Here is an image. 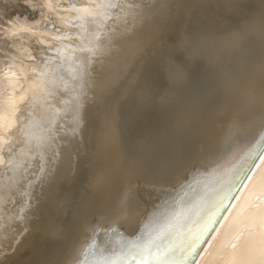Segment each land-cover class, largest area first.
<instances>
[{
  "label": "bare ground",
  "instance_id": "bare-ground-1",
  "mask_svg": "<svg viewBox=\"0 0 264 264\" xmlns=\"http://www.w3.org/2000/svg\"><path fill=\"white\" fill-rule=\"evenodd\" d=\"M40 14L12 25L39 34L2 74L0 264H135L121 254L134 236L173 264L233 258L264 184V0H45Z\"/></svg>",
  "mask_w": 264,
  "mask_h": 264
},
{
  "label": "snow or ice",
  "instance_id": "snow-or-ice-1",
  "mask_svg": "<svg viewBox=\"0 0 264 264\" xmlns=\"http://www.w3.org/2000/svg\"><path fill=\"white\" fill-rule=\"evenodd\" d=\"M260 158L264 160V156ZM249 208L251 209L248 216L250 227L247 232L233 234L228 243L224 245V252L227 253V257L233 258H224L216 261L215 264H264V184L261 185L260 189L259 205L249 204ZM231 211L235 213L236 207L234 206ZM228 219V217L225 218V223ZM196 239L198 240L199 237ZM192 247H195V243ZM168 252L169 249L162 247L155 241L141 242L136 236L121 242L122 255L139 257L135 264H150V261H155L156 264H173L172 261L165 259ZM238 254H243L249 258H234ZM104 264H119V262L105 261ZM200 264H205V262L201 261Z\"/></svg>",
  "mask_w": 264,
  "mask_h": 264
},
{
  "label": "rangeland",
  "instance_id": "rangeland-1",
  "mask_svg": "<svg viewBox=\"0 0 264 264\" xmlns=\"http://www.w3.org/2000/svg\"><path fill=\"white\" fill-rule=\"evenodd\" d=\"M44 1L45 0H0V94L3 92L2 74L5 69L9 67L12 60H17L16 62H18L17 58H20L22 55L25 56L24 52L20 53L14 49V46H31L36 42L35 38L39 34L37 30H30L28 34L21 31L17 36H14L9 33L13 27L12 25L18 21H25L27 23L36 22L41 16L40 10L43 7ZM45 16L47 18L44 19L46 21L42 24L41 28L54 29L53 17L50 16L49 12L45 13ZM51 22L53 24H50ZM252 187L253 185L250 186V188ZM227 188L224 182L216 190L212 191L207 196V199L210 197L212 199H220L221 197L218 198V194L222 189L226 192Z\"/></svg>",
  "mask_w": 264,
  "mask_h": 264
},
{
  "label": "water",
  "instance_id": "water-1",
  "mask_svg": "<svg viewBox=\"0 0 264 264\" xmlns=\"http://www.w3.org/2000/svg\"><path fill=\"white\" fill-rule=\"evenodd\" d=\"M260 150H261V149H260ZM260 150H259V151H260ZM259 151H258V152H259ZM249 170H250V168L248 169V171H249ZM245 176H246V174H245ZM245 176L243 177V179L245 178ZM232 191H233V190H232ZM232 191L230 192V195H231ZM193 257H194V256H191V257H190V259H189V261H188L187 264H192V263H193V260H192ZM191 260H192V261H191Z\"/></svg>",
  "mask_w": 264,
  "mask_h": 264
}]
</instances>
